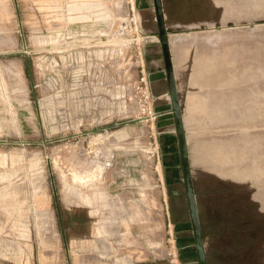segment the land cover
<instances>
[{"label":"rangeland","instance_id":"374dc122","mask_svg":"<svg viewBox=\"0 0 264 264\" xmlns=\"http://www.w3.org/2000/svg\"><path fill=\"white\" fill-rule=\"evenodd\" d=\"M163 7L209 264H264V0ZM157 33L154 0H0V264L198 262Z\"/></svg>","mask_w":264,"mask_h":264},{"label":"water","instance_id":"95a60500","mask_svg":"<svg viewBox=\"0 0 264 264\" xmlns=\"http://www.w3.org/2000/svg\"><path fill=\"white\" fill-rule=\"evenodd\" d=\"M155 10L158 24V37L164 51L166 63V75L168 79L169 95L172 100V114L175 118L177 127V135L179 138L180 154H181V168L184 175V184L186 190V197L188 201L189 213L194 233V243L197 251L198 262L196 264H209L208 254L204 241V234L202 223L200 219V210L196 197L192 166L190 158V150L188 148L187 132L184 124L182 103L180 100V92L176 80L175 66L173 55L171 52L170 33L167 27L163 0H154ZM174 192V191H173Z\"/></svg>","mask_w":264,"mask_h":264},{"label":"crops","instance_id":"0c3cea01","mask_svg":"<svg viewBox=\"0 0 264 264\" xmlns=\"http://www.w3.org/2000/svg\"><path fill=\"white\" fill-rule=\"evenodd\" d=\"M186 248H188V246H184V247H183V249H186Z\"/></svg>","mask_w":264,"mask_h":264},{"label":"bare ground","instance_id":"6f19581e","mask_svg":"<svg viewBox=\"0 0 264 264\" xmlns=\"http://www.w3.org/2000/svg\"><path fill=\"white\" fill-rule=\"evenodd\" d=\"M168 93H169V92H168ZM168 95H169V94H168ZM169 97H170V95H169ZM170 99H171V97H170ZM154 119H155V118H154ZM154 119H153V120H154ZM174 193H175V192H174Z\"/></svg>","mask_w":264,"mask_h":264}]
</instances>
